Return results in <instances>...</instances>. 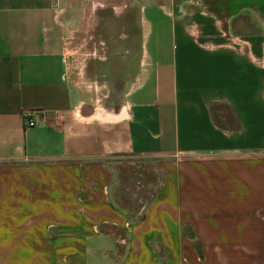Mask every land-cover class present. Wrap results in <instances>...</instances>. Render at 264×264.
Returning <instances> with one entry per match:
<instances>
[{
  "label": "crops",
  "instance_id": "crops-1",
  "mask_svg": "<svg viewBox=\"0 0 264 264\" xmlns=\"http://www.w3.org/2000/svg\"><path fill=\"white\" fill-rule=\"evenodd\" d=\"M125 154L159 178L137 224L113 203ZM244 248H264V0H0V264Z\"/></svg>",
  "mask_w": 264,
  "mask_h": 264
},
{
  "label": "rangeland",
  "instance_id": "rangeland-1",
  "mask_svg": "<svg viewBox=\"0 0 264 264\" xmlns=\"http://www.w3.org/2000/svg\"><path fill=\"white\" fill-rule=\"evenodd\" d=\"M131 6V15L135 17L134 28L139 32L143 31L144 27L139 24L141 10ZM123 17L117 20L119 22L116 24V29L113 30L114 33H131V30L123 22ZM108 163L112 171L114 200L122 206L131 205L133 211L139 209L140 212L143 206L151 200L158 187L159 178L155 171V161L125 154L109 159ZM219 250L221 253L218 252V255L224 257L223 255L226 254L233 264L239 260L234 250L233 252L232 249L231 251L229 249ZM196 252L200 256V262H204V249H196ZM242 253V264H264V248H244Z\"/></svg>",
  "mask_w": 264,
  "mask_h": 264
},
{
  "label": "trees",
  "instance_id": "trees-1",
  "mask_svg": "<svg viewBox=\"0 0 264 264\" xmlns=\"http://www.w3.org/2000/svg\"><path fill=\"white\" fill-rule=\"evenodd\" d=\"M153 196H154V194H153ZM150 202H151V200H149V202L143 206V208L141 209L140 212L138 211L139 209L137 211H133L132 206L128 205V204L122 206V205L118 204L115 200L113 203L118 210H120L121 212H123L126 215L128 223L137 224L141 221L144 210Z\"/></svg>",
  "mask_w": 264,
  "mask_h": 264
},
{
  "label": "built area",
  "instance_id": "built-area-1",
  "mask_svg": "<svg viewBox=\"0 0 264 264\" xmlns=\"http://www.w3.org/2000/svg\"><path fill=\"white\" fill-rule=\"evenodd\" d=\"M44 119L42 110H29L22 115V126L25 129L37 126Z\"/></svg>",
  "mask_w": 264,
  "mask_h": 264
}]
</instances>
